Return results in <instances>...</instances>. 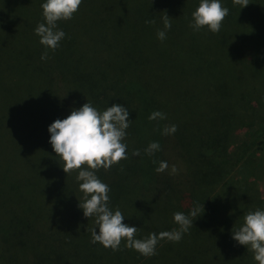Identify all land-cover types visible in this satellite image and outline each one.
I'll return each mask as SVG.
<instances>
[{
	"label": "trees",
	"instance_id": "1",
	"mask_svg": "<svg viewBox=\"0 0 264 264\" xmlns=\"http://www.w3.org/2000/svg\"><path fill=\"white\" fill-rule=\"evenodd\" d=\"M43 2L0 0V264H81L82 241L92 240L86 229L93 226L94 218H86L78 207L83 195L76 180L78 171H63L61 158L48 142V127L86 102L100 111L114 103L129 111L130 126L123 141L128 159L108 170L101 168L96 175L110 189L109 208H118L125 217L123 223L137 227V239L178 230L173 214L188 215L192 208L203 205V213L193 218V227L182 239L165 241L149 260L243 264L234 255L237 247L233 248L232 234L222 227V221H227L222 207L242 197V178L224 180L208 170V154L219 139L216 134L208 135L190 145L177 114L203 107L202 94L213 86L221 92L216 106L230 103L231 110L244 99L259 102L264 98V42L256 43L264 34V0H249L242 8L231 0H221L229 10L222 23L229 28V38L222 30L213 33L207 27L195 35L176 33L192 34L191 13L200 0H82L72 19L57 22L65 37L55 51L47 50L46 60L41 59L46 49L38 46L34 31L45 23ZM164 13L171 18V28L166 30ZM80 19L105 30L101 36L88 33L77 22ZM152 19L155 24L145 23ZM252 19L261 27L243 36L241 25L252 26ZM122 24L136 35L137 50L124 51L117 44L119 36L110 33L113 28L122 29ZM158 30L166 32L165 45L157 38ZM182 36L188 38V44H178ZM123 37L132 44L128 35ZM203 39L226 47H206L195 61L192 48L202 47ZM68 42L70 47H61ZM20 43L28 47H18ZM173 47H178L184 62L170 58ZM181 47H189L187 55ZM153 111L164 113L166 119L150 121ZM166 125H176V132L163 135ZM151 142H158L160 150L148 155L145 149ZM260 144L263 149L264 139ZM133 150L140 155L133 156ZM160 161H166L168 169L158 173L155 169ZM173 165L177 168L174 174ZM239 214L237 211L234 217L240 222ZM89 247L99 250L97 259L105 248L100 243ZM124 255L134 258L124 249L116 257L125 260Z\"/></svg>",
	"mask_w": 264,
	"mask_h": 264
},
{
	"label": "clouds",
	"instance_id": "2",
	"mask_svg": "<svg viewBox=\"0 0 264 264\" xmlns=\"http://www.w3.org/2000/svg\"><path fill=\"white\" fill-rule=\"evenodd\" d=\"M233 2L241 5V8L249 4V0ZM81 3L82 0H45L41 4L45 23L38 24L34 31L39 37V43L46 49L41 55L42 60L48 58L47 50L55 51L65 37V33L58 29L57 22L72 19ZM228 12L221 0H200L198 7L191 13L192 21L189 26L194 31L207 27L209 31L217 33ZM162 22L165 30L171 28V18L166 13L162 16ZM145 23L155 24V20H146ZM157 38L163 41L166 39V32L158 30ZM128 116V109L120 104L114 103L100 111L86 102L79 109L71 110L65 119H56L51 123L48 127V142L56 156L61 158L65 173L78 171L76 180L83 194L78 207L86 218H94L93 226L86 229L91 233V242L118 251L123 240L126 241V248L147 257L156 254V245L161 239L179 242L204 209L203 205H197L188 215L176 212L173 220L179 225L178 230L150 233L144 239H137V227L123 223L125 217L118 208L115 211L109 208L110 189L98 178L96 171L101 168L108 170L121 160L128 159L127 144L123 142L130 126ZM148 119L164 120L166 115L153 111ZM176 130V125H166L162 134H174ZM159 150V143L151 142L145 152L152 155ZM132 155H140L139 150H133ZM167 169L168 163L160 161L155 171L160 173ZM171 172H177L175 165ZM232 239L246 246L258 264H264V209L248 211L243 217L242 225L232 229Z\"/></svg>",
	"mask_w": 264,
	"mask_h": 264
},
{
	"label": "rangeland",
	"instance_id": "3",
	"mask_svg": "<svg viewBox=\"0 0 264 264\" xmlns=\"http://www.w3.org/2000/svg\"><path fill=\"white\" fill-rule=\"evenodd\" d=\"M223 6L227 8L225 4H223ZM256 17H259L260 20L263 19V16L261 15H257ZM30 22L34 23L35 20H31ZM77 22L84 25L88 29V33H98L101 36V33L105 30L101 26L89 23L86 19H80V21L77 20ZM253 22L255 23L248 28L241 25V27H243V36H247L249 32L252 35L254 33V28L261 27L258 22L254 20ZM121 28L122 29L113 28L110 31L113 37L119 36L116 39L118 42L117 44L124 51L137 50L138 40L134 32L130 30L129 27H125V24H122ZM221 28L222 29L220 30H222L224 35L229 38V28L226 26L227 30L223 25H221ZM176 33L179 35L189 36L195 35L196 32L192 30L191 34L179 30ZM123 35H128L132 44L127 42ZM182 38L183 40H178V44L189 43L187 37L182 36ZM209 40L211 42L213 41V39ZM124 41H126V43H124ZM210 41L203 39L202 47H194L195 49L192 48L191 55L195 54V61L198 60L196 54H200V52L205 51L206 47H226L224 43L213 45ZM262 42H264V34L257 38L256 43L259 44ZM69 43L70 42L65 45H61V47H70L68 46ZM160 43L165 45L164 41L160 40ZM38 46L45 48L43 45ZM18 47H28V44L20 43ZM173 48H175V51ZM173 48H170L169 50L170 58H173L176 62H184L185 57L181 54L178 47ZM188 48L189 47H181L180 49L187 55L188 53L186 50ZM226 51L228 53V49ZM207 73L210 76L212 72L208 70ZM215 82L216 80L214 79L213 84H215ZM258 86L256 89L260 90V85ZM213 87L209 88V90L207 89L208 92L202 94L203 101L200 106L203 107H199V110L193 109L191 113L181 110L177 114V119L183 121L184 131L190 145L195 146L201 137L208 135L213 137L216 134L215 138L219 140L215 144V150L208 154V170L211 169L214 173H218V175L224 177V180L230 178H242L243 183H241V185L244 184L242 186L243 190H241L242 197L236 203L231 204L230 206L222 207V209H225L226 211L222 212V216L223 218H227L226 222L222 221V227L232 234V229L234 230L242 225L243 217L248 211L264 209V148L259 149L261 147L260 141L264 139V98H260L259 102L244 99L243 102H240L239 107L236 110H231L229 109V107H232L230 103L216 106L215 100L221 92L219 88L213 89ZM256 89L254 93H256ZM211 127H214V129ZM215 130H217V133ZM199 151L202 152V148H200ZM222 181L223 180L219 183ZM216 192H220L219 187L216 188ZM228 197L229 196L225 197V199H228ZM237 211H240L239 215L242 216V220H240V222L234 217ZM89 240H91V238L82 241L85 251L83 253L84 257L81 260V264H160V262H162L160 260L159 262L157 260L158 258H150V261L149 256H143L133 249L126 248V241L123 240L120 244V250H128L130 255H134L133 260L129 256L125 255L121 257L125 260H119L116 257V254L120 250L113 251L111 248H106L107 251H105V248L103 249L102 247L103 251L101 250L100 257L97 259L99 256V250L89 247L92 242L85 243ZM165 241H167V239L159 240L156 245V249ZM233 241V248L234 246L237 247L234 255L238 259L241 257L243 264H258V262H256L253 258V253L248 250L246 246L240 245L234 239ZM222 243L225 244L224 239ZM243 260H245V262Z\"/></svg>",
	"mask_w": 264,
	"mask_h": 264
}]
</instances>
